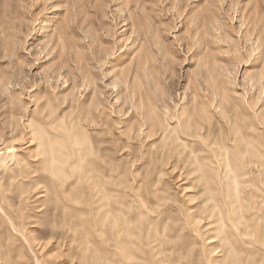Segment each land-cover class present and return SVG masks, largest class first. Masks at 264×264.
Listing matches in <instances>:
<instances>
[{
    "label": "rangeland",
    "instance_id": "rangeland-1",
    "mask_svg": "<svg viewBox=\"0 0 264 264\" xmlns=\"http://www.w3.org/2000/svg\"><path fill=\"white\" fill-rule=\"evenodd\" d=\"M0 264H264V0H0Z\"/></svg>",
    "mask_w": 264,
    "mask_h": 264
},
{
    "label": "bare ground",
    "instance_id": "bare-ground-1",
    "mask_svg": "<svg viewBox=\"0 0 264 264\" xmlns=\"http://www.w3.org/2000/svg\"><path fill=\"white\" fill-rule=\"evenodd\" d=\"M185 123V121H183ZM92 123L94 124L95 121L93 120ZM159 124V122H158ZM186 124V123H185ZM72 128H78V130L76 132L73 133V137H74V141L77 144H80L82 146H86V148L84 150L81 151L80 153V157L76 163V165L74 166L75 170H78L81 166V163L83 161L86 160V158L92 153L93 150V146H92V140L91 137L89 135V127L88 126H84V125H79V118L77 117L74 120V125L72 126ZM72 132V129L67 130ZM66 132V134H67ZM169 133V129L167 127H165L163 124L157 125L154 122H149V131L148 134L150 135V137H156L159 136L161 137V139L165 140L167 134ZM186 134V132L184 133ZM199 135V134H197ZM34 136H36V134H34ZM202 140H206V136L205 134L199 135ZM34 139H36V137H34ZM39 140V146H43L46 145L48 146V149H43L40 153V155L45 156L46 157V163L48 165L47 167V171L50 172V174L58 176L60 174H65L66 173V165H67V158L68 155L66 153L62 154V155H58L54 148V145H47V142L44 140V138L40 137L38 138ZM12 148H10V152H11ZM62 156L64 157V159L62 158ZM65 156H67L65 158ZM17 164V163H16ZM102 206H99L98 209H100ZM217 208V206H216ZM210 210V212H212L211 210H213L211 207L208 208ZM232 211V209H230ZM218 212H216L213 217V219L211 220V222L209 223V229H215L213 231L217 232V235L220 237L221 240H226V238L229 236V234L226 231V227L227 224L224 222V213L223 210L218 209ZM241 218H243V214L240 216ZM239 219V217H238ZM218 221H222V223L220 224L221 226L219 227V229H216L217 227H215V223ZM53 246V245H52ZM51 246V247H52ZM50 248V247H49Z\"/></svg>",
    "mask_w": 264,
    "mask_h": 264
}]
</instances>
